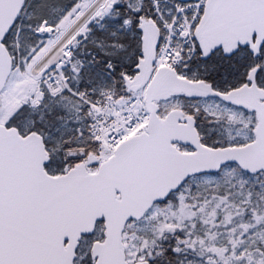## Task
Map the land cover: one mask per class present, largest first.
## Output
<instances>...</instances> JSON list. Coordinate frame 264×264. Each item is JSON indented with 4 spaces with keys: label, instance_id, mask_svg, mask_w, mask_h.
<instances>
[{
    "label": "snow or ice",
    "instance_id": "1",
    "mask_svg": "<svg viewBox=\"0 0 264 264\" xmlns=\"http://www.w3.org/2000/svg\"><path fill=\"white\" fill-rule=\"evenodd\" d=\"M0 264H264V0H0Z\"/></svg>",
    "mask_w": 264,
    "mask_h": 264
}]
</instances>
